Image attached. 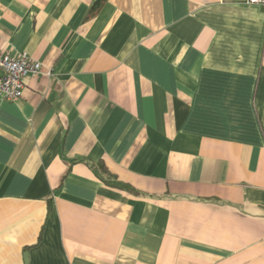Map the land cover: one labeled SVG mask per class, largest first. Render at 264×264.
Listing matches in <instances>:
<instances>
[{
	"label": "crops",
	"instance_id": "crops-1",
	"mask_svg": "<svg viewBox=\"0 0 264 264\" xmlns=\"http://www.w3.org/2000/svg\"><path fill=\"white\" fill-rule=\"evenodd\" d=\"M96 2L0 0V264H264V5Z\"/></svg>",
	"mask_w": 264,
	"mask_h": 264
},
{
	"label": "built area",
	"instance_id": "built-area-1",
	"mask_svg": "<svg viewBox=\"0 0 264 264\" xmlns=\"http://www.w3.org/2000/svg\"><path fill=\"white\" fill-rule=\"evenodd\" d=\"M232 1L238 4L264 5V0ZM41 68V64L26 53L11 55L0 50V99L7 102L18 100L22 95L26 77L39 74Z\"/></svg>",
	"mask_w": 264,
	"mask_h": 264
},
{
	"label": "trees",
	"instance_id": "trees-1",
	"mask_svg": "<svg viewBox=\"0 0 264 264\" xmlns=\"http://www.w3.org/2000/svg\"><path fill=\"white\" fill-rule=\"evenodd\" d=\"M96 1H97L96 2V5H97L99 0H96ZM86 165L105 186L127 190L132 193H137V191L133 189L131 186H129L128 184L117 180V178L114 175H112L101 162H98L95 165L89 164V163H87Z\"/></svg>",
	"mask_w": 264,
	"mask_h": 264
},
{
	"label": "water",
	"instance_id": "water-1",
	"mask_svg": "<svg viewBox=\"0 0 264 264\" xmlns=\"http://www.w3.org/2000/svg\"><path fill=\"white\" fill-rule=\"evenodd\" d=\"M24 260L27 262V254H24Z\"/></svg>",
	"mask_w": 264,
	"mask_h": 264
}]
</instances>
